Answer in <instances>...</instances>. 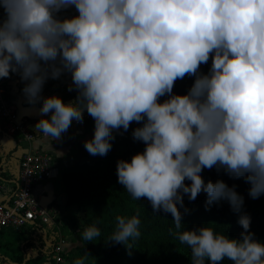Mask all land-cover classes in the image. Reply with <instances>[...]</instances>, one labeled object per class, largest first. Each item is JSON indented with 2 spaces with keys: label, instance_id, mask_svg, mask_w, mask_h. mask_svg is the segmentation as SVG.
I'll use <instances>...</instances> for the list:
<instances>
[{
  "label": "clouds",
  "instance_id": "9594fccd",
  "mask_svg": "<svg viewBox=\"0 0 264 264\" xmlns=\"http://www.w3.org/2000/svg\"><path fill=\"white\" fill-rule=\"evenodd\" d=\"M71 7L78 15L59 18ZM0 8V79L18 73L28 102L43 100L39 112L51 113L35 129L59 139L86 110L95 127L84 147L103 157L114 131L143 122L132 135L144 151L117 162L123 189L171 214L191 264H264V243L249 231V215L238 219L241 239H230L205 225L180 231L179 210L184 195L195 201L203 192L207 205L227 200L240 211L243 198L234 188L205 183L201 173L213 167L245 178L252 199L264 195V0H0ZM210 58L209 73H200ZM65 72L76 100L42 97L47 79ZM185 76L195 77L193 86L173 94ZM116 220L109 241L131 249L140 219ZM100 234L93 225L80 235L91 242ZM89 258L85 252L73 264Z\"/></svg>",
  "mask_w": 264,
  "mask_h": 264
},
{
  "label": "trees",
  "instance_id": "16d2710c",
  "mask_svg": "<svg viewBox=\"0 0 264 264\" xmlns=\"http://www.w3.org/2000/svg\"><path fill=\"white\" fill-rule=\"evenodd\" d=\"M75 7L62 12L69 15ZM4 11L0 9V20L4 18ZM211 58L207 64H202L199 71L208 74L211 68ZM195 77L185 76L178 79L173 88V94L186 95L193 86ZM53 84H65V74L52 80ZM69 91L68 97L77 98L74 86ZM168 96L160 98L161 103ZM143 122H132L127 131L122 128L114 131L115 139L111 141L112 148L106 156H92L85 147L84 142L94 136L95 122L86 112V122L82 128L81 136L76 143L75 158L66 161L62 167V180L68 196L67 206H74L60 219L61 228L79 235L80 247L73 249L65 258L68 264H73L76 259L87 252L90 256L86 264H191L190 249L179 242L175 233L177 229L172 222L170 213L154 212L146 198L134 200L122 185L118 183L117 162L120 160L131 161V158L144 151L145 144L134 140L133 130L142 127ZM205 183L223 181L229 188H234L243 198V205L239 212H235L227 200H221L207 205V195L201 192L195 201H189L184 195V207L179 210L183 214L182 229L192 230L201 226L213 228L219 234H225L230 239H241L244 231L239 225L240 215L247 214L251 217L249 231L254 233V238L264 243V195L257 199L249 196L251 185L245 178H234L224 170L204 169L201 173ZM190 185V181H185ZM179 207V205H178ZM187 209V211H185ZM117 216L130 219L137 216L141 223L139 230L141 236L128 241L132 248L109 241L117 230ZM95 225L100 229V236L93 241H83L81 233ZM171 230V231H170ZM43 229L30 227L20 234L12 233L0 239V256L11 264H25L31 259L27 255L30 250H35L38 257L35 260L46 258L54 264V247H47L43 240ZM48 237V236H47ZM46 248V250H45ZM207 264V262H206ZM221 264H231L223 261Z\"/></svg>",
  "mask_w": 264,
  "mask_h": 264
},
{
  "label": "built area",
  "instance_id": "2783aa9c",
  "mask_svg": "<svg viewBox=\"0 0 264 264\" xmlns=\"http://www.w3.org/2000/svg\"><path fill=\"white\" fill-rule=\"evenodd\" d=\"M6 84L7 78L0 79V133L11 141L13 153L9 155L12 161L9 172L8 156L0 142V234L21 233L34 226L44 233L54 232L55 240L59 238L54 247V264H68L62 248V214L58 208L44 207L36 194L40 185L56 176L55 156L34 146L41 133L35 129L37 122L22 117L17 107L4 98ZM85 122L86 113L83 122L72 123L83 128Z\"/></svg>",
  "mask_w": 264,
  "mask_h": 264
},
{
  "label": "crops",
  "instance_id": "0c3cea01",
  "mask_svg": "<svg viewBox=\"0 0 264 264\" xmlns=\"http://www.w3.org/2000/svg\"><path fill=\"white\" fill-rule=\"evenodd\" d=\"M1 9V8H0ZM78 15L76 9L73 13L67 15L62 11L58 14L59 18H72ZM67 79V82L63 85L61 84H53L52 80L54 79H47L43 86V90L41 92L42 97H51L57 96L63 100L64 103H69L75 101L74 98L68 97L70 88L73 86V82L71 79V74L65 72L64 73ZM26 81H22L21 77L18 73H10L9 78H7L6 84V93L4 98L8 100L10 103L14 104L19 114L22 117H27L28 119L38 122L40 119H50L51 113L47 116H42L39 112V109L42 107L43 100L38 103L30 104L23 92V88L26 85ZM82 128L71 124L70 128L67 132L62 133L61 138L50 140L45 138L42 133H40L38 139L35 141L34 146L39 149H43L44 151L50 152L55 156V168H56V176L52 179L49 183L40 185L36 191L37 196L39 197L40 203L44 207H55L63 213L62 216L66 215L71 209H74V206H67L68 196L65 191V187H60L59 190L56 188L54 189V185L58 183L60 179H62V167L66 161H69L75 158L76 155V143L78 142L81 136ZM0 142L3 145V151L5 155L8 156L6 162V169L7 171L12 170V161L11 155L13 153V145L11 141L6 139L0 133ZM62 229V228H61ZM27 231V229H25ZM24 230V231H25ZM23 232V231H22ZM21 232V233H22ZM12 234L10 232H3L0 234V239L6 237L7 235ZM14 234V233H13ZM20 234V233H16ZM48 236V237H47ZM62 236H63V246L65 253L71 252L73 249L80 247V237L78 234L70 233L64 229H62ZM43 240L46 243V248L52 246V241L55 240L54 232L45 233L43 236ZM45 248V250H46ZM35 250H30L28 252V259H31V254ZM47 251V250H46ZM0 260L11 264L10 262L6 261L4 258L0 256ZM25 264H52V262L48 261L46 258H41L40 260H30L28 263Z\"/></svg>",
  "mask_w": 264,
  "mask_h": 264
},
{
  "label": "rangeland",
  "instance_id": "374dc122",
  "mask_svg": "<svg viewBox=\"0 0 264 264\" xmlns=\"http://www.w3.org/2000/svg\"><path fill=\"white\" fill-rule=\"evenodd\" d=\"M63 185H64L63 180L60 179V180L58 181V183L54 185V189L56 190V188H57V189L59 190L60 187L63 188ZM61 214L63 215L62 212H61ZM40 236H44V235L41 234ZM58 244H59V238H58L57 240H53V241H52V247H55V246H57ZM37 257H38V254H37L36 251H34V252L31 254V260L34 261ZM0 264H7V263H5V262H3V261L0 260Z\"/></svg>",
  "mask_w": 264,
  "mask_h": 264
},
{
  "label": "water",
  "instance_id": "95a60500",
  "mask_svg": "<svg viewBox=\"0 0 264 264\" xmlns=\"http://www.w3.org/2000/svg\"><path fill=\"white\" fill-rule=\"evenodd\" d=\"M87 111L85 110V112L84 113H86Z\"/></svg>",
  "mask_w": 264,
  "mask_h": 264
}]
</instances>
